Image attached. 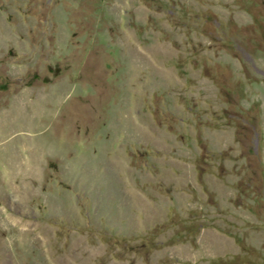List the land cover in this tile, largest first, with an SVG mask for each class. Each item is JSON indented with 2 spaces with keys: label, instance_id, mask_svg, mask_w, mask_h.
I'll return each mask as SVG.
<instances>
[{
  "label": "rangeland",
  "instance_id": "rangeland-1",
  "mask_svg": "<svg viewBox=\"0 0 264 264\" xmlns=\"http://www.w3.org/2000/svg\"><path fill=\"white\" fill-rule=\"evenodd\" d=\"M0 264H264V0H0Z\"/></svg>",
  "mask_w": 264,
  "mask_h": 264
}]
</instances>
